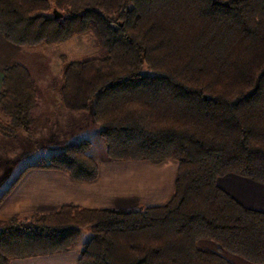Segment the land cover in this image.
I'll return each mask as SVG.
<instances>
[{"label": "trees", "instance_id": "16d2710c", "mask_svg": "<svg viewBox=\"0 0 264 264\" xmlns=\"http://www.w3.org/2000/svg\"><path fill=\"white\" fill-rule=\"evenodd\" d=\"M87 32L106 55L64 66L63 107H92L111 161L176 162L172 195L143 210L67 205L12 218L0 264L69 251L86 229L78 264H234L223 251L264 264V212L217 184L232 174L264 185V0H0V35L15 46ZM36 101L27 68L5 67L0 136H29ZM90 147L68 145L31 168L95 181Z\"/></svg>", "mask_w": 264, "mask_h": 264}, {"label": "crops", "instance_id": "0c3cea01", "mask_svg": "<svg viewBox=\"0 0 264 264\" xmlns=\"http://www.w3.org/2000/svg\"><path fill=\"white\" fill-rule=\"evenodd\" d=\"M23 49L27 48L15 46L0 35V88L4 68L13 64L26 67L35 83L37 101L32 111L31 133L27 137L33 139L44 131L46 134L47 124L58 118H61L63 128L69 131H73L72 126H84L85 115L80 111L63 107L64 115L57 116L56 109L60 105L58 95L53 97L49 83H45V92L39 87V83L45 80L43 76L33 77ZM87 117L89 119L90 116ZM55 153H50L48 157ZM37 163L23 169L0 196V228L12 218L49 214L67 205L90 209L126 208L132 205L127 202L128 198L137 194L144 197L141 203L148 207L163 205L172 195L178 169V164L172 160L159 164L108 161L98 163L99 174L95 181L86 182L75 181L62 171L31 168ZM218 181V186L242 205L264 212V185L232 174L224 175ZM80 251L73 247L52 255L12 260L10 264H78Z\"/></svg>", "mask_w": 264, "mask_h": 264}, {"label": "rangeland", "instance_id": "374dc122", "mask_svg": "<svg viewBox=\"0 0 264 264\" xmlns=\"http://www.w3.org/2000/svg\"><path fill=\"white\" fill-rule=\"evenodd\" d=\"M26 48L27 49L23 50H25L28 59L27 65L30 68V72L35 79L37 76H43L45 80L39 83V87L45 92V83H49L51 84L50 86H52L53 97L56 98L58 95L60 103L59 107L56 109L58 117L64 115L63 112L65 110L61 104L59 93V89L63 83L62 70L64 66L73 61L102 58L106 55V52L99 45L91 32L75 36L67 41L51 46L41 44ZM80 114L83 116L85 115V118L83 117L84 126L81 125L78 128H73L74 126H72V132L69 131L68 128H63V125H61L63 123L61 118L57 117L58 119H56L55 122L47 124L48 131L46 134L45 131L44 133L36 134L33 139L28 138L20 129L16 131V137L14 139L0 136V196L10 187L28 165H33L40 159L47 158L50 153H58L66 146L74 143L87 140L91 144L88 154L94 158L97 163L101 164L111 161L107 157L106 146L100 139V129L92 120V107L90 106L89 111L81 112ZM87 116H90L89 119H86L88 118ZM54 124L57 127L53 128ZM221 182L222 179L218 181L219 184ZM143 198L142 195H134L128 198L127 201L132 204L131 206L117 209L127 211L143 210L148 207L141 203ZM31 217L32 216H27L22 219H29ZM91 235V230H83L77 241L75 250H82L84 243ZM208 243L209 246L206 247L215 248L213 243ZM222 254L234 264H252L227 251H223Z\"/></svg>", "mask_w": 264, "mask_h": 264}, {"label": "water", "instance_id": "95a60500", "mask_svg": "<svg viewBox=\"0 0 264 264\" xmlns=\"http://www.w3.org/2000/svg\"><path fill=\"white\" fill-rule=\"evenodd\" d=\"M53 16H54V18L55 19H60V18H62V14L61 13H59L57 10H53Z\"/></svg>", "mask_w": 264, "mask_h": 264}]
</instances>
